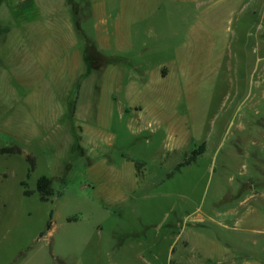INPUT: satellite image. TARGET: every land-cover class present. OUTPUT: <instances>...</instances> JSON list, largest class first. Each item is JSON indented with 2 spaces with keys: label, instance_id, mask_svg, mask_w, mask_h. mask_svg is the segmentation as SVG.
I'll use <instances>...</instances> for the list:
<instances>
[{
  "label": "rangeland",
  "instance_id": "1",
  "mask_svg": "<svg viewBox=\"0 0 264 264\" xmlns=\"http://www.w3.org/2000/svg\"><path fill=\"white\" fill-rule=\"evenodd\" d=\"M223 1L51 92L0 57V264H264V0Z\"/></svg>",
  "mask_w": 264,
  "mask_h": 264
},
{
  "label": "crops",
  "instance_id": "2",
  "mask_svg": "<svg viewBox=\"0 0 264 264\" xmlns=\"http://www.w3.org/2000/svg\"><path fill=\"white\" fill-rule=\"evenodd\" d=\"M238 2L224 0L223 5L231 10ZM73 3L77 13L68 0H0V33L10 28L7 35L0 34V45L5 48L0 57L16 66L24 62V77H45L46 92L53 91L48 79L74 76L66 74V63H78L79 69L87 40L104 54L124 50L134 45L138 24L141 38L145 27L155 29L161 22H170L177 16L183 19L191 7L189 4L199 9L203 0H73ZM134 106H121V115L142 111ZM167 125L170 134L177 136L179 124L169 119Z\"/></svg>",
  "mask_w": 264,
  "mask_h": 264
},
{
  "label": "trees",
  "instance_id": "3",
  "mask_svg": "<svg viewBox=\"0 0 264 264\" xmlns=\"http://www.w3.org/2000/svg\"><path fill=\"white\" fill-rule=\"evenodd\" d=\"M73 7L75 13H77V6L73 3V0H68ZM84 61L87 65L88 70H99L103 69L109 65H116L124 61L123 58L115 55H108L100 52L96 46L87 40L86 45L84 47ZM201 148V147H200ZM20 150L16 148H0V153L2 154H11V153H19ZM195 151L194 154L186 159L183 163L177 165L176 169L181 168L185 163H189L194 161ZM38 192L41 194V199L44 201H48L50 197L54 194L53 187H52V179L47 176H42L37 180L36 184ZM50 224H48V227Z\"/></svg>",
  "mask_w": 264,
  "mask_h": 264
}]
</instances>
